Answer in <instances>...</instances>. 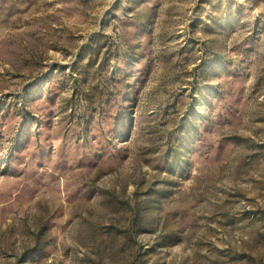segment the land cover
Returning a JSON list of instances; mask_svg holds the SVG:
<instances>
[{"label": "rangeland", "instance_id": "rangeland-1", "mask_svg": "<svg viewBox=\"0 0 264 264\" xmlns=\"http://www.w3.org/2000/svg\"><path fill=\"white\" fill-rule=\"evenodd\" d=\"M0 264H264V0H0Z\"/></svg>", "mask_w": 264, "mask_h": 264}]
</instances>
